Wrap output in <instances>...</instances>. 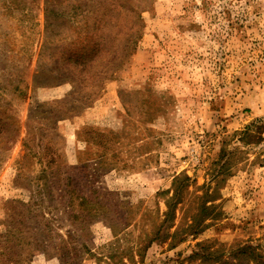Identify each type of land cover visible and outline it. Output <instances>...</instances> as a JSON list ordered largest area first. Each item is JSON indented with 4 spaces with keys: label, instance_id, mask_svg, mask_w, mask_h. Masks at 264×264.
<instances>
[{
    "label": "rangeland",
    "instance_id": "374dc122",
    "mask_svg": "<svg viewBox=\"0 0 264 264\" xmlns=\"http://www.w3.org/2000/svg\"><path fill=\"white\" fill-rule=\"evenodd\" d=\"M149 6L97 93L59 74L51 52L92 33L81 15L64 7L73 27L57 35L46 0H0V134L20 127L0 136V264H257L230 260L237 245L264 255V0ZM181 174L192 181L171 232L208 218L181 242L154 241ZM202 246L223 260L192 257Z\"/></svg>",
    "mask_w": 264,
    "mask_h": 264
},
{
    "label": "trees",
    "instance_id": "16d2710c",
    "mask_svg": "<svg viewBox=\"0 0 264 264\" xmlns=\"http://www.w3.org/2000/svg\"><path fill=\"white\" fill-rule=\"evenodd\" d=\"M64 7L72 8V14L81 15V20H83L88 31L92 33L87 35V39L84 37L86 41L84 39L77 44L66 43L62 46L58 45L61 40L60 37L54 41L56 46L51 50L52 55H56L60 51L62 57L61 65L64 70L63 73L56 72L64 75L65 79L71 82L78 83L82 81L86 88L98 90L97 93H99L103 88L104 81L112 77L123 66L126 57L123 55L141 37L144 28L143 13L150 8L149 0H46L47 22L56 29L54 31L57 35L62 34V27H73L71 19L68 18L71 13L64 10ZM96 31L99 32L95 33ZM130 34L131 36H129ZM134 35H136L135 38H133ZM123 37L126 38L127 43L123 48L124 54L122 52L121 56L118 51L121 49L120 41L123 40ZM259 126L261 132H264V125ZM19 132L20 127L15 123V126L10 127L6 134L3 133L0 136L4 138L3 140L9 139L12 141L16 139ZM39 178L43 179L47 184V173ZM191 181L192 179L186 174L174 177L172 188L166 192H172V194L166 203L165 219L155 233L154 241L168 242L169 238H174L173 244L177 241L181 242L184 231L190 230L196 234L200 229V221L208 218H201V213H198L190 223H186V227L182 228V230L171 232V229L175 226L177 207L183 203L184 192L188 190ZM20 203V200H11L10 205L13 206L10 209H15ZM23 204L26 206L25 203ZM207 210L208 207L202 204L201 212ZM178 237L179 239L177 240ZM204 248L205 246H202L200 251H194L191 256L200 255V258L211 263L223 260V256L218 249L214 250L207 247V252L204 253ZM232 248L230 260L237 258L239 261L252 260L257 264H264V255L256 253V248L253 246L241 245L238 247L237 245ZM226 260H228L226 262H230L229 259Z\"/></svg>",
    "mask_w": 264,
    "mask_h": 264
}]
</instances>
